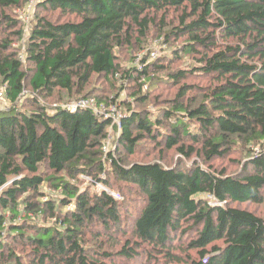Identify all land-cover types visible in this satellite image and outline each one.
Returning <instances> with one entry per match:
<instances>
[{"label":"trees","instance_id":"1","mask_svg":"<svg viewBox=\"0 0 264 264\" xmlns=\"http://www.w3.org/2000/svg\"><path fill=\"white\" fill-rule=\"evenodd\" d=\"M28 2L0 0V264H264V217L239 208L264 205V0H40L34 9L60 19L36 14L25 37L5 11ZM152 33L170 53L122 68L118 54ZM183 56L191 68L173 69ZM94 76L138 105H156L161 84L179 92L160 111L96 98L118 104V119L50 102L90 99ZM144 140L202 164H130ZM239 144V172L214 167Z\"/></svg>","mask_w":264,"mask_h":264},{"label":"rangeland","instance_id":"2","mask_svg":"<svg viewBox=\"0 0 264 264\" xmlns=\"http://www.w3.org/2000/svg\"><path fill=\"white\" fill-rule=\"evenodd\" d=\"M35 1H40V0H30L25 6H21L17 9H8L5 11V13H8L9 15L21 20L22 28L24 30V35L25 37L28 36L34 22H35V16L36 14L42 15H50L51 13L44 12L42 10H37L35 7ZM1 13V10H0ZM54 19H60L58 14H51ZM1 19V15H0ZM9 30V29H8ZM11 31H8V33ZM1 37H4L2 35ZM13 47L16 49L15 51H18L19 53L24 54L25 51V40L23 39H17L13 38ZM172 48V47H171ZM170 48V50H172ZM170 50L166 51L165 45H163L162 40L160 37H157L156 33H152L148 40L145 42L144 46L138 50H132V54H128L129 51L122 50L118 54L119 57V63L121 64L122 68H129L131 65H135L137 67L141 66V60L144 59L148 55V58L150 57V60H154L157 57H162V56H167V54L170 53ZM155 53V55H152V53ZM134 57V58H133ZM175 64L172 65L173 69H181L183 68L184 70L190 69L191 65L194 64L192 62V59L190 57H182L181 61L174 62ZM160 64V63H158ZM160 77L163 78L164 80H167L165 77V74H160ZM167 83L166 81H164ZM209 80L208 79H201L200 77L197 78H189L186 80V83L189 85H193L199 88H206L209 85ZM124 85L121 84L120 81H116V83L112 81H108L104 78H101L99 76H94L90 83L85 87L86 90L85 92L80 95H88L90 96L91 100L97 103L96 98H102V99H109L114 98L116 95L120 96L121 99L129 101L130 103L133 102V97H131L133 90H126L122 89ZM124 90V91H123ZM153 93L152 96L157 97L155 99L156 105L154 103H150L148 106L145 105H138L135 102L132 103V107L134 110H138L142 112L143 110H153L155 111L156 108H159V111L161 109H168L170 107V104L172 103V100L176 98L177 93L179 92L178 89L174 88L173 85L171 86L166 85V84H161L157 86L156 88H153ZM81 91L77 92V96L75 93L68 94L67 92H57L56 96L57 98H53L50 102H56L60 98H63L65 100L64 102L61 101V105L64 106H70L73 103H77L75 100L74 96L77 98L79 96ZM191 95V94H189ZM73 101V102H72ZM135 103V104H134ZM97 106V104H96ZM105 104L101 106H97L96 109H98V112H105L110 114V110L114 109L113 107L116 108V115L115 117H118L123 115V110L120 111L119 105H113L110 108L104 107ZM6 107V102L5 101H0V111ZM101 107V108H99ZM104 107V108H103ZM156 107V108H155ZM125 108V107H124ZM123 108V109H124ZM126 109V108H125ZM124 109V110H125ZM158 111V112H159ZM168 130L167 127H162ZM194 129V126L192 127V130ZM111 136H112V132ZM109 140L106 141V144H104L103 151L104 153H107L108 151H112L114 149V143H112V137L109 136ZM141 146L137 150V154L133 157H127V161L132 164V163H162L165 166H171V167H176L180 165H185V166H191L196 163L202 164V158L198 156H193L192 160H188L184 157H182L176 150H169L166 145L163 143L161 147L155 146L151 140H144L140 144ZM244 147L239 144L236 150L233 151L232 154H229V156L225 158H218L213 161V165L215 168L219 170H225L229 175H233L234 173H237L241 170V165L240 163H237L241 161V155L239 154L242 152ZM240 151V152H239ZM125 157V156H124ZM163 160V161H162ZM84 179L87 182H90L91 180L88 177H84ZM102 185L97 186V190H103ZM50 193H52L51 190H49ZM235 206V205H234ZM241 209H246L248 211L254 212L255 214L264 217V205L262 206H257V205H251L247 204L244 206H239ZM188 237L183 239L182 238V243L185 245L187 243ZM173 253L178 257H183V260H186L184 256L187 255V251L181 249V248H176V251H173ZM192 255L195 256V252H191ZM154 256H157L160 258L161 263H163L162 260H164L163 256L161 254H155ZM142 263H145L147 261L146 257H141ZM160 263V264H161ZM173 264H181V263H173Z\"/></svg>","mask_w":264,"mask_h":264},{"label":"built area","instance_id":"3","mask_svg":"<svg viewBox=\"0 0 264 264\" xmlns=\"http://www.w3.org/2000/svg\"><path fill=\"white\" fill-rule=\"evenodd\" d=\"M152 55H155V53H152ZM0 101H5V96H4V91L1 90L0 91ZM71 111H76L78 108H90V109H94L97 113H103V112H98V109H96V104L93 100L91 99H85V100H80L77 103H73L70 106H67ZM114 109L110 110V113L112 116H115L116 114V108L113 107ZM115 119V117H114ZM117 122H119V120L116 119ZM209 200H213V196H208Z\"/></svg>","mask_w":264,"mask_h":264}]
</instances>
